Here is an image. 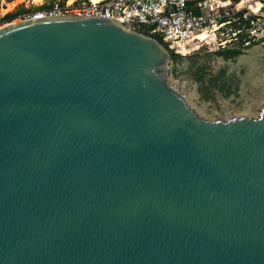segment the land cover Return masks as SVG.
Instances as JSON below:
<instances>
[{"label": "water", "instance_id": "water-1", "mask_svg": "<svg viewBox=\"0 0 264 264\" xmlns=\"http://www.w3.org/2000/svg\"><path fill=\"white\" fill-rule=\"evenodd\" d=\"M119 20L0 28V264H264V108L200 116Z\"/></svg>", "mask_w": 264, "mask_h": 264}, {"label": "built area", "instance_id": "built-area-1", "mask_svg": "<svg viewBox=\"0 0 264 264\" xmlns=\"http://www.w3.org/2000/svg\"><path fill=\"white\" fill-rule=\"evenodd\" d=\"M14 1L0 0V28L15 20L91 15L117 19L133 30L148 29L176 54L264 44V0H44L38 9L6 21Z\"/></svg>", "mask_w": 264, "mask_h": 264}, {"label": "rangeland", "instance_id": "rangeland-1", "mask_svg": "<svg viewBox=\"0 0 264 264\" xmlns=\"http://www.w3.org/2000/svg\"><path fill=\"white\" fill-rule=\"evenodd\" d=\"M42 1L15 0L11 8L36 10ZM232 50L207 46L186 55L175 53L169 60L170 83L204 118L257 117L264 108V44L237 54Z\"/></svg>", "mask_w": 264, "mask_h": 264}, {"label": "trees", "instance_id": "trees-1", "mask_svg": "<svg viewBox=\"0 0 264 264\" xmlns=\"http://www.w3.org/2000/svg\"><path fill=\"white\" fill-rule=\"evenodd\" d=\"M38 8H39V7H38ZM29 10H31V9H28V8H22V9H19V10L12 11V12H10V13L6 16L5 20H6V21H11V20L17 18L19 15H21V14H23L24 12H27V11H29ZM144 33L147 34V35H150V36L156 37L157 39H159V40L163 43L162 37H161L160 35H158V34H150V32H149L148 29H146V32H144ZM231 48H232L233 50L230 51V52L233 53V54H237V53H240L241 51H243V52L246 51V50H247L248 48H250V47H244L242 44H238V45H236V46H234V47H231ZM171 52H172V51H171ZM171 54L174 55L175 53L172 52Z\"/></svg>", "mask_w": 264, "mask_h": 264}, {"label": "bare ground", "instance_id": "bare-ground-1", "mask_svg": "<svg viewBox=\"0 0 264 264\" xmlns=\"http://www.w3.org/2000/svg\"><path fill=\"white\" fill-rule=\"evenodd\" d=\"M34 1H40V0H34ZM94 1H98V0H94ZM19 20H15L14 22L16 23V22H18Z\"/></svg>", "mask_w": 264, "mask_h": 264}]
</instances>
